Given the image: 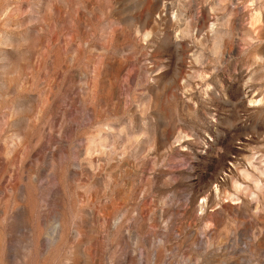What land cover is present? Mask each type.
<instances>
[{
    "label": "rangeland",
    "instance_id": "rangeland-1",
    "mask_svg": "<svg viewBox=\"0 0 264 264\" xmlns=\"http://www.w3.org/2000/svg\"><path fill=\"white\" fill-rule=\"evenodd\" d=\"M0 264H264V0H0Z\"/></svg>",
    "mask_w": 264,
    "mask_h": 264
}]
</instances>
